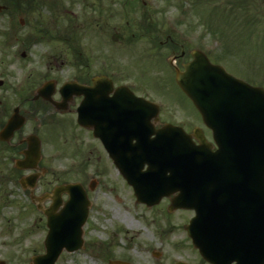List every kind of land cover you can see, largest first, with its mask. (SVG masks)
I'll use <instances>...</instances> for the list:
<instances>
[{"label": "rangeland", "instance_id": "374dc122", "mask_svg": "<svg viewBox=\"0 0 264 264\" xmlns=\"http://www.w3.org/2000/svg\"><path fill=\"white\" fill-rule=\"evenodd\" d=\"M47 1L30 16L51 21L54 31L60 32L58 38L46 35L26 41L28 33H35L24 14L10 9L0 12V118L6 120L18 105L21 112L26 110L21 132L34 130L41 138L39 164L47 172L33 188L34 195L50 191L62 181H78L91 200L82 246L71 252L63 250L55 264H112L113 259L131 264L180 260L209 264L185 231L191 210L168 212L165 198L152 206L136 202L132 188L109 157L98 151L93 137L78 135V129L72 133L69 122L64 131L54 127L73 112L56 115L41 101L31 103L30 110L29 102H21L24 98L19 91L30 84L32 91L49 78L58 87L67 79L106 73L115 83H126L158 103L161 120L183 124L188 130L197 125L210 135L191 101L177 87L169 60L177 56L174 63L181 68L190 58V50L199 48L230 73L264 86V2ZM69 14L74 17L69 19ZM18 156L0 147V259L5 264H32V255L44 252L46 218L33 204L29 189L18 182L21 173L13 165ZM92 179L98 182L89 189Z\"/></svg>", "mask_w": 264, "mask_h": 264}, {"label": "water", "instance_id": "95a60500", "mask_svg": "<svg viewBox=\"0 0 264 264\" xmlns=\"http://www.w3.org/2000/svg\"><path fill=\"white\" fill-rule=\"evenodd\" d=\"M2 7L0 5V10ZM191 54L193 58L184 64L183 70L174 66L175 80L197 107L204 123L211 129L217 149L210 151L205 146L202 148L194 146L190 140V134L171 124L154 129L152 124L158 119V106L142 97L135 95L133 97L131 94L135 101V108L142 107L146 110L142 117L144 127L136 126L134 132H155L153 139L156 143L152 144L153 147L150 150L146 147L147 150H138L136 146L127 160L114 155L113 160L126 179L133 184L137 200L150 205L157 203L163 195L178 191L168 208L170 210L176 207L195 209L196 215L190 219L186 229L193 244L206 260L213 264H264V200L262 241L252 244L253 247H248L246 250H240L237 246H230L226 239L221 216L222 198L210 191H197L201 184L193 185L191 182L193 177L189 176L195 172L194 167L197 166L204 172L207 170L210 173L208 180H212L213 183L218 181L216 186L223 187L224 175L234 172L228 169V164L241 165L238 152L231 149L228 153L226 135H264V89L251 86L230 75L222 66L211 63L198 49H193ZM170 62L172 63V60ZM92 81L93 85L90 87L70 82L63 85L61 91L69 90L71 94L73 92L85 94L87 91H97L96 87L106 82L104 76H95ZM117 90L119 88L115 92ZM106 92L103 90L104 95ZM37 93L47 97L50 92L44 93L41 87L37 89ZM23 120L16 109L0 131V138L9 140L12 132L21 126ZM135 123L138 125V117H135ZM165 132L179 134L182 144L178 151L161 150L159 141L163 138L161 133ZM194 135H201L199 129H195ZM149 136L134 135L138 142L143 139L148 140ZM26 140L27 148L23 150L24 158L17 159L15 165L22 168H36L40 159V141L35 135L27 137ZM200 140L202 141L201 138ZM144 162H147L149 167L146 171H141ZM177 174L181 175L177 177ZM261 175L264 194V162ZM37 177L38 174H34L27 179H21L20 182L23 187L28 185L32 188ZM61 191H67L69 199L59 212H55V207L60 203L58 196ZM53 193L52 205L44 209L49 227L44 239L45 252L33 256V264H54L63 248L71 251L82 244L81 226L85 221L89 204L84 190L78 184H63L55 187ZM115 263L126 264L122 261H115ZM0 264L5 263L0 260Z\"/></svg>", "mask_w": 264, "mask_h": 264}, {"label": "flooded vegetation", "instance_id": "af4514ba", "mask_svg": "<svg viewBox=\"0 0 264 264\" xmlns=\"http://www.w3.org/2000/svg\"><path fill=\"white\" fill-rule=\"evenodd\" d=\"M261 2H264V0H261ZM81 82H83L84 84H90L91 83V76H87L81 80H79ZM114 87L118 86V83L113 84ZM30 90L31 88L29 86H27V90ZM26 91V92H29ZM34 92V91H33ZM33 95V94H32ZM31 93L27 94V96L24 98V100H22L21 102H29V109L31 110V103H34L35 101H41L43 102V104L49 106L52 109V112L56 115H68L70 114V112H73V116H69L64 118L66 120H64L63 118H60V122H57L58 124H56L57 126H54L58 129H60L61 131H64V129L66 127H64L65 122H69L72 125V133L76 132V129L79 130V134L78 135H87V136H91L94 138V140L96 141V145L95 147L98 149L99 152L101 153H107L106 150V146H113L115 144V142L117 143L118 146L120 147H125L126 143L128 144V139H129V134L128 133H124V132H120L119 131V126L117 124H115L113 121H110V117L112 114V110L111 109H107L105 112L107 113L108 119L107 121H103V110L96 108V113H98L99 117L96 120L95 124H91V120L90 118H88V115L85 114V119H86V124L83 126H80L76 123V105L80 102L81 98L83 97L81 96H74L69 102L68 104L66 103L64 109H56L55 103L49 102L41 97H37V98H32ZM22 98V97H21ZM75 98H77V101L75 100ZM52 99L54 102H61V95L58 91V88L56 87V81L54 80V91L52 94ZM19 111H20V107H19ZM24 111H26L25 109H22V114L25 117L26 120V116L24 114ZM55 118V117H54ZM58 118V117H57ZM26 121L23 123V125L21 127H23L25 125ZM61 123V124H60ZM128 125V124H127ZM159 124H156V126H158ZM125 127V125H123V128ZM20 130H17L14 132L12 138L10 139L9 142H5V141H1L0 140V147L2 149H6V148H10L11 151H14L15 154H20L22 149L25 147V135H29L30 133H34L36 131L32 130L29 131L25 134H23ZM54 129V128H52ZM94 130H96V134H94ZM63 133V132H62ZM71 133V134H72ZM49 135H53L51 131H48ZM70 134V135H71ZM63 135H66V132L63 133ZM76 135V133L74 134ZM94 135H98V136H94ZM208 139H210V135H205ZM109 145V146H108ZM242 150L244 151L243 153L246 152L247 149V144L246 142L241 144ZM260 150V153L262 152V142H255V152L256 154H258V151ZM27 172H31L30 170H26ZM228 184L231 183V180L227 181ZM244 184V188L239 189V190H235V194L236 196H238V194H240V200L239 202H234L231 203V199H232V191L230 192L229 190L226 192V197L228 199L227 201V211L229 214V217H235L234 219H232L233 224L236 226L238 225L239 227H241L244 223L246 224V219L247 217H249L250 223L252 224H256L257 221V196L260 193L261 196V187L260 190L257 188V183L255 184V186H251L250 189L246 188V180L243 181ZM248 193H250L252 196H255V201L252 203L250 209H247V195ZM42 206V203H41Z\"/></svg>", "mask_w": 264, "mask_h": 264}, {"label": "trees", "instance_id": "16d2710c", "mask_svg": "<svg viewBox=\"0 0 264 264\" xmlns=\"http://www.w3.org/2000/svg\"><path fill=\"white\" fill-rule=\"evenodd\" d=\"M3 1H5V2H11L12 4H13V6L15 7V8H19V5H23L24 6V8H26V9H24V10H27V9H32V8H34L35 6V0H3ZM39 25V24H38ZM44 26H42L41 24L39 25V30L40 31H43L44 30Z\"/></svg>", "mask_w": 264, "mask_h": 264}, {"label": "bare ground", "instance_id": "6f19581e", "mask_svg": "<svg viewBox=\"0 0 264 264\" xmlns=\"http://www.w3.org/2000/svg\"><path fill=\"white\" fill-rule=\"evenodd\" d=\"M123 220H125V218H123Z\"/></svg>", "mask_w": 264, "mask_h": 264}]
</instances>
